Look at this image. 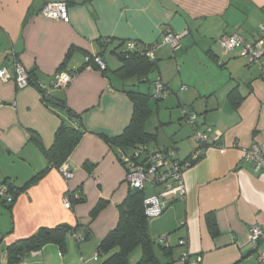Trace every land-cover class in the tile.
Instances as JSON below:
<instances>
[{
	"label": "crops",
	"instance_id": "1",
	"mask_svg": "<svg viewBox=\"0 0 264 264\" xmlns=\"http://www.w3.org/2000/svg\"><path fill=\"white\" fill-rule=\"evenodd\" d=\"M50 1L62 0H0V67L12 76L0 81V184L17 193L12 205L0 197V264H10V245L61 224L72 227L64 244L48 243L19 264H102L100 244L117 227L119 205L131 190L125 166L103 138L120 135L134 112L126 91L138 77L115 72L122 65L118 53L130 40L142 51L169 29L187 33L178 47L161 46L152 77L138 80L154 85L161 78L167 90L153 119L168 129L166 138L147 128L156 135L149 143L187 158L197 148L195 130L212 128L221 136L185 171L186 197L149 219L156 243L167 236L168 246L161 244L170 253L158 255L168 264H261L264 244L256 248L249 229L257 223L264 230V176L243 150L264 142V56L250 64L238 50L224 53L219 40L233 33L254 40L264 23V0H64L69 22L40 14ZM87 55L101 56L107 68L87 67ZM16 62L37 82L20 88L13 80ZM61 70L75 76L66 87H53ZM233 89L237 103L229 97ZM48 95L82 117L86 132L65 162L75 176L66 180L51 168L20 191L48 166L46 151L67 118L62 107L47 102ZM185 108L198 114L194 124L185 122ZM79 193L84 200L66 206L65 197ZM141 255L136 249L130 264Z\"/></svg>",
	"mask_w": 264,
	"mask_h": 264
},
{
	"label": "built area",
	"instance_id": "2",
	"mask_svg": "<svg viewBox=\"0 0 264 264\" xmlns=\"http://www.w3.org/2000/svg\"><path fill=\"white\" fill-rule=\"evenodd\" d=\"M40 14L63 22L70 21L68 3L64 0L46 3L41 9ZM183 35L169 29L161 41L147 45L141 52L149 60L155 61V53L161 46L169 44L173 48H176L179 46ZM219 41L224 53L229 54L232 51L238 50L240 55L245 57L250 64L260 63L264 56V23L259 26V32L254 40H248L239 33H233L223 35ZM126 49L129 51L137 50L136 42L134 40L128 41ZM85 63L89 68L96 66L100 70H105L107 67L105 61L99 55H87ZM74 76L75 74L65 70L57 72L53 87L61 88L68 86ZM10 80H12V76L7 67H0V81L8 82ZM13 80L20 88H25L30 84L28 70L17 62L15 63V76ZM185 88L186 86L182 89ZM166 95V85L161 78L156 79L154 81V93L152 96L156 100H161ZM3 105L4 102L0 99V108ZM197 117V113L188 108L184 109L185 122L194 124ZM220 136V132H213L212 128H208L206 131L195 130L193 139L196 141L197 148L187 158L179 157L175 148H152L148 143H140L133 148H118L117 155L125 166V180L127 184L133 189L147 191L148 187H150L154 190L144 200L145 214L149 219L162 215L172 202L186 197L185 171L201 158L203 147L218 143ZM243 153L244 159L253 164L255 172L264 176V142L253 143L245 148ZM58 169L66 180H70L75 176L74 171L70 170L65 163ZM0 197L4 198L8 204L14 202V197L9 194L7 186L1 184ZM75 197L79 198V195L76 194ZM64 200L66 206H72V199L69 195ZM249 230L250 240L256 248L260 244H264V230L259 224H252ZM160 243L168 246L166 235L160 237ZM181 243L185 244L186 241L182 240ZM258 253L259 262L264 264V249H260ZM98 255V253L95 255V259H98ZM187 258L188 255L184 254V259L187 260ZM194 264H198V261Z\"/></svg>",
	"mask_w": 264,
	"mask_h": 264
},
{
	"label": "trees",
	"instance_id": "3",
	"mask_svg": "<svg viewBox=\"0 0 264 264\" xmlns=\"http://www.w3.org/2000/svg\"><path fill=\"white\" fill-rule=\"evenodd\" d=\"M118 56L122 65L115 72L124 76H136L139 81L141 78L148 80L149 74L155 70V62L149 60L138 49L132 51L126 49L118 53ZM28 74L30 83H36V80H32L30 72ZM126 92L134 104V112L130 124L120 135H103L104 140L116 152L118 148H133L140 143H148L156 137L155 134L146 130V122L151 117V110L148 107V99L151 95L137 90H128ZM236 94V89L229 93L230 99L235 103L239 102L234 99ZM61 101L65 105L62 109L65 111L67 118L62 119L56 131L54 143L46 151L48 166L32 177L20 191L39 182L51 168L58 169L62 166L79 145L86 132L81 115L68 107L64 100ZM74 117L79 122H74ZM16 195L17 193L13 194L14 201ZM78 195L79 198H76L75 194L71 196L73 202H82L84 200L81 193ZM146 196L145 190L131 188L125 201L119 205V223L100 244L99 253L105 255L102 264H130L132 255L138 248L142 250L138 264H168L170 262H162L158 255L159 252L168 255L170 253L169 247L156 243L151 236L149 218L145 214L144 200ZM102 206L103 203H99L97 210ZM208 222L211 232L216 234L218 227L215 219L209 216ZM71 231L72 227L67 224H61L54 228H40L35 234L18 240L8 247L10 264H19L27 254L42 249L48 243L64 244L66 235Z\"/></svg>",
	"mask_w": 264,
	"mask_h": 264
},
{
	"label": "rangeland",
	"instance_id": "4",
	"mask_svg": "<svg viewBox=\"0 0 264 264\" xmlns=\"http://www.w3.org/2000/svg\"><path fill=\"white\" fill-rule=\"evenodd\" d=\"M128 83L129 84H128L127 87L130 90H137V91H141L143 93H147V94L151 95L149 97V99H148V107L151 110L152 116L146 122V129L148 128V130L153 131V132H158L159 131L160 140L162 138L165 139L166 138V133H167L168 129H166V128L162 127L161 125H159L158 122L153 121V119L155 118V116L158 115L157 112H158V109H159V105L162 104V101L161 100H156L152 96L153 93H154V85H152L150 83V81L149 82H139L138 79L130 80ZM156 127H159V129H156ZM148 144L152 148L155 146V144L153 142L152 143H149L148 142ZM151 189L152 188L148 187L147 192H149Z\"/></svg>",
	"mask_w": 264,
	"mask_h": 264
},
{
	"label": "water",
	"instance_id": "5",
	"mask_svg": "<svg viewBox=\"0 0 264 264\" xmlns=\"http://www.w3.org/2000/svg\"><path fill=\"white\" fill-rule=\"evenodd\" d=\"M149 77L150 78L152 77V73L149 74ZM46 100H47V102H49V103H51V104H53L54 106H57V107H64L65 106L64 103L61 100L53 97L52 95H48L46 97ZM73 121L74 122H79V120L76 117L73 118Z\"/></svg>",
	"mask_w": 264,
	"mask_h": 264
}]
</instances>
